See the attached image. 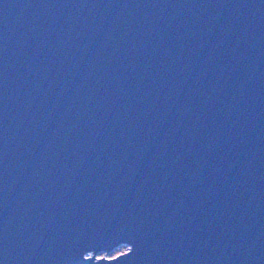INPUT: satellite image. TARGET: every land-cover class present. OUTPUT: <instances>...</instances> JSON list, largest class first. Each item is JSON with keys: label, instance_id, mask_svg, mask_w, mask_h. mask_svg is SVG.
Wrapping results in <instances>:
<instances>
[{"label": "water", "instance_id": "obj_1", "mask_svg": "<svg viewBox=\"0 0 264 264\" xmlns=\"http://www.w3.org/2000/svg\"><path fill=\"white\" fill-rule=\"evenodd\" d=\"M0 264H264V0H0Z\"/></svg>", "mask_w": 264, "mask_h": 264}, {"label": "rangeland", "instance_id": "obj_2", "mask_svg": "<svg viewBox=\"0 0 264 264\" xmlns=\"http://www.w3.org/2000/svg\"><path fill=\"white\" fill-rule=\"evenodd\" d=\"M128 249L127 246H121L120 248L116 249L115 251L111 253H101L99 254V257H115L121 253H124Z\"/></svg>", "mask_w": 264, "mask_h": 264}, {"label": "built area", "instance_id": "obj_3", "mask_svg": "<svg viewBox=\"0 0 264 264\" xmlns=\"http://www.w3.org/2000/svg\"><path fill=\"white\" fill-rule=\"evenodd\" d=\"M123 246H127V247H128V249H129V246H128V245H123ZM128 249H127V250H128ZM127 250H126V251H127ZM126 251H125V252H126Z\"/></svg>", "mask_w": 264, "mask_h": 264}]
</instances>
